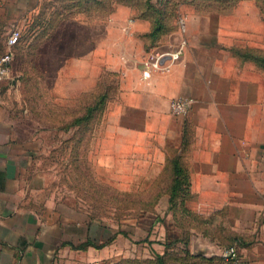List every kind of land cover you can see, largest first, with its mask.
I'll list each match as a JSON object with an SVG mask.
<instances>
[{"label": "crops", "instance_id": "1", "mask_svg": "<svg viewBox=\"0 0 264 264\" xmlns=\"http://www.w3.org/2000/svg\"><path fill=\"white\" fill-rule=\"evenodd\" d=\"M99 1L71 0L75 10L58 12V17L83 22L77 27L61 24L53 33L95 36L51 50L47 80L51 98L63 100L57 106L84 117L90 106L87 97L106 69L107 47L121 49L126 38L121 35H128L129 42L140 41L141 48L128 57L136 70L129 84L119 75L113 99L106 100L105 93L95 97L104 98L96 109L101 120L90 124V118L71 119L62 127L40 125L33 130L18 122L0 88V264H73L75 254L90 253L105 257V244L76 248L89 240L103 243V226L92 234L89 221L68 217L57 211L51 198H40L44 183L34 163L44 130L64 131L62 142L71 158L81 147V161L92 162L95 171L105 168L111 177L128 170L131 177L166 178L168 189L161 192L168 194L174 178L180 179L178 193L187 195L184 207L201 223L185 228L189 251L192 254L197 241L210 250V255H193L195 264H264V68L237 53L242 46L264 47L227 41L259 33L261 15L235 9L182 14L184 28L173 32L180 40L171 50H179L178 57L166 59L164 69L144 77L143 61L156 50L166 51L164 42L144 49L139 37L151 31V23L124 12L120 2L106 12ZM46 2L0 0V53L7 48L11 28L37 16ZM244 17L258 26L242 25ZM90 18L95 20L90 23ZM227 18L232 22L226 25ZM106 35L118 38L107 42ZM117 58L121 60V53ZM6 82L0 79V85ZM178 97L191 100L186 113L171 111L170 101ZM111 106L112 121L105 116ZM75 131L81 132L80 138H74ZM230 248L236 251L233 258L223 254Z\"/></svg>", "mask_w": 264, "mask_h": 264}, {"label": "rangeland", "instance_id": "2", "mask_svg": "<svg viewBox=\"0 0 264 264\" xmlns=\"http://www.w3.org/2000/svg\"><path fill=\"white\" fill-rule=\"evenodd\" d=\"M46 1L37 16L32 14L16 26L21 36L13 48L12 79L0 85L3 98L15 112L18 122L32 127L33 130L40 125L56 124L62 127L67 121L82 115L78 112L66 113L65 106L56 104L63 100L51 98L53 93L47 80L50 71L49 56L51 50L59 48L61 43L76 42L86 36L92 39L95 36L76 32L53 33L61 24L69 25L68 27L82 25L83 19L58 17L59 11L71 13L75 10L76 3L71 0ZM119 2L124 12L133 13L149 21L151 25L157 20L164 23V32L160 35L144 34L139 37L141 42L143 41L144 49L158 42H164V52L176 48L180 35H174L173 32L180 29L182 14L193 15L197 11L231 9L243 13L258 11L262 22H259V33L250 32L240 37H230L227 41L264 47V32H261L264 25V0H100L98 5L108 12L117 7ZM94 20L90 18L89 22ZM226 20V25L232 22V19ZM240 20L242 25H250L252 29L258 26L254 20H251L250 24L247 23L248 17ZM115 36L118 38V35H106V41ZM121 36L126 37L123 40L125 45H122L121 49L107 47L103 55L106 69L100 71L99 85L87 97L90 105L95 102L98 94L105 93L106 100L113 99L118 76L120 75L125 81L124 84L128 85L130 77L136 72L128 57L131 51L141 48L140 41L129 42L128 35ZM50 44H53L52 49ZM240 48L237 53L245 52L243 46ZM119 53L122 55L120 61L117 58ZM113 113L114 108L111 106L105 114L107 120H113ZM102 117V114L95 110L88 121L90 124L96 123ZM40 137L43 147L34 163L44 183L40 198H51L57 211L68 217L89 221L92 234L99 233L103 226V241L112 237L118 230L125 233L117 234L118 236L105 244V257L98 258L96 253L82 256L75 254L73 264H155V254L163 252L167 264H195L192 257L185 256V249L190 250L189 241L184 243L182 240L187 237L184 235L185 228L193 229L196 224L200 226L201 223L193 216H181L179 211L166 207L169 194L161 191L168 189L165 183L169 179L131 177L128 170H123L120 177L114 178L109 176L105 168L95 171L92 162L81 161V147L75 148L71 158L70 151L66 153L62 142L66 137L64 131L44 130L41 131ZM80 137L81 132L75 131L74 138ZM92 137L91 134L90 138ZM91 149L90 153L93 147ZM122 167H127V164L122 163ZM96 174L100 176L97 177ZM78 233L77 230L74 231L75 235ZM87 258L90 259L89 262Z\"/></svg>", "mask_w": 264, "mask_h": 264}, {"label": "built area", "instance_id": "3", "mask_svg": "<svg viewBox=\"0 0 264 264\" xmlns=\"http://www.w3.org/2000/svg\"><path fill=\"white\" fill-rule=\"evenodd\" d=\"M181 27L184 28V20H180ZM21 36V32L17 27H12L7 39L6 50L0 53V79L11 80L12 79V62L14 58V45L17 43ZM179 50L170 52L154 51L144 61L142 67V75L149 77L152 71L161 70L166 67L164 64L166 59H175L179 55ZM191 100L185 97H178L170 101V109L175 114H183L189 110ZM224 256L235 257L236 251L234 248H230L224 251Z\"/></svg>", "mask_w": 264, "mask_h": 264}, {"label": "trees", "instance_id": "4", "mask_svg": "<svg viewBox=\"0 0 264 264\" xmlns=\"http://www.w3.org/2000/svg\"><path fill=\"white\" fill-rule=\"evenodd\" d=\"M163 32H164V23H162V20L161 21L157 20L155 22V24L152 25V29L147 35L156 36V35H160ZM242 54L245 57H248V58L254 60L259 66L264 68V51L258 50V49H248V50H245V52H242ZM103 100H104L103 96H100V98H98V97L95 98V102H94L95 104L94 105L91 104L89 106L87 113L84 115V117H82V116L76 117L74 119V121L75 122H81L83 118H85V119L90 118L92 116V113L97 109V107H98L97 104L103 102ZM180 182H181V180L178 179L177 177H175L173 180V185L170 187L171 192L169 193V203H170L169 207H170V209L179 211L181 216L182 215L193 216L192 212L184 207V201H185L187 195L183 194V193H178V189H179L178 185L180 184ZM180 222L182 223V221H180ZM117 233H124V232L121 230H118L115 234H117ZM115 234L112 237H110L109 239H107L106 241H104L103 243L99 244L96 241L89 240L87 242L80 243V245L76 248L82 249V248H85L87 245H93L97 248L101 247L104 244L110 242L115 237ZM182 241H184V243H186L187 237H186V239L183 238ZM167 247H169V246L167 245ZM193 255H199V254H194L193 252L191 254L189 249H187V248L185 249L186 258H189V257L193 258ZM165 257H166L165 254L156 253L155 257L153 258V262L155 264H167Z\"/></svg>", "mask_w": 264, "mask_h": 264}, {"label": "water", "instance_id": "5", "mask_svg": "<svg viewBox=\"0 0 264 264\" xmlns=\"http://www.w3.org/2000/svg\"><path fill=\"white\" fill-rule=\"evenodd\" d=\"M192 252L194 254H199V255H210V250L208 248L207 245H202V247H200V243L197 242H193V247H192Z\"/></svg>", "mask_w": 264, "mask_h": 264}]
</instances>
